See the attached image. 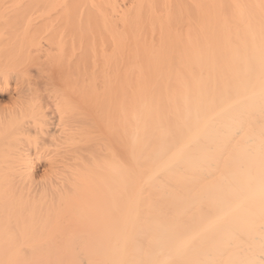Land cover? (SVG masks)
Masks as SVG:
<instances>
[{
    "label": "bare ground",
    "instance_id": "1",
    "mask_svg": "<svg viewBox=\"0 0 264 264\" xmlns=\"http://www.w3.org/2000/svg\"><path fill=\"white\" fill-rule=\"evenodd\" d=\"M49 2L0 8V264H264V0Z\"/></svg>",
    "mask_w": 264,
    "mask_h": 264
},
{
    "label": "rangeland",
    "instance_id": "2",
    "mask_svg": "<svg viewBox=\"0 0 264 264\" xmlns=\"http://www.w3.org/2000/svg\"><path fill=\"white\" fill-rule=\"evenodd\" d=\"M17 1H18L19 3H18V6H16V7L9 6L10 3H8V5H4V6L2 5V6H0V8H2V9H3V8H4V9H5V8H7V9H8V8H14V9H18V10H25V11H26V10H29V11H34V12H35L36 10H38V9H40V11H42V10H48V9H49L50 11H52V9L50 8V7H51V6H50V2H49V1H51V0H47L48 3H46V2L43 0V2H44V3H42L43 5H42V4H39V3H38V5H37L36 2H38V1H36V2L34 1L35 3L33 4V1H31V0H26L25 2H28V1H31V2H32V3L30 2L29 5H28V3L25 4L24 0H23V3H22V4H21V0H17ZM39 1H40V0H39ZM52 1H53V0H52ZM60 1H62V0H60ZM74 1H77V3L75 2V7H73V4H74L73 0H69V3L72 2L73 4L68 5V6H67V4H66L65 6H64V4H62L61 6H59V4H57L58 6H57V5H53L54 10H56V11H57V10H60V11H61V10H64L65 8L70 9V10H71V9H74V10L77 9V10H79V9H82V7H83L84 5H85V6H86V4L88 5V3H89L90 5H92V3H93V4H96V5H97V3H99V5H100V6H99V5H97V6L94 5V7H90V5H89V6H87V8H89V10H90V9H98V8L100 9V8H102V7L104 6V4H103L102 2H108L109 0H93V1L91 0L92 3H91L89 0H87V1H89L88 3H87L86 0H80V1H79V0H74ZM85 1H86V2H85ZM110 1H113V0H110ZM115 1H117V0H115ZM120 1H121V0H120ZM94 2H95V3H94ZM45 3H46L47 5H49V6H47ZM83 3H84V4H83ZM85 3H86V4H85ZM24 4L26 5L25 7H24ZM78 4H79V5H78ZM102 4H103V6H102ZM21 5H22V6H21ZM53 7H52V8H53ZM97 7H98V8H97ZM83 9H86V7H84ZM37 12H39V11H37ZM7 100H8V99H6L4 95H0V104L5 105V103H7ZM35 166H36V167H35L36 171H37V172H40L41 169H42L41 165H39V163L36 162Z\"/></svg>",
    "mask_w": 264,
    "mask_h": 264
}]
</instances>
